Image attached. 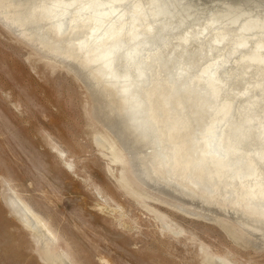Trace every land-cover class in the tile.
<instances>
[{
    "label": "bare ground",
    "instance_id": "bare-ground-1",
    "mask_svg": "<svg viewBox=\"0 0 264 264\" xmlns=\"http://www.w3.org/2000/svg\"><path fill=\"white\" fill-rule=\"evenodd\" d=\"M0 26L87 88L89 114L105 127L98 128V145L124 152L115 157L126 166L122 184L192 214L229 218L236 231L241 226L253 236V245L264 244V102L254 111L251 99L243 98L256 99L251 92L258 89L264 95V82L256 80L254 89L248 74L264 70V0H0ZM175 26L181 30L176 34ZM207 31L205 47L185 56L189 38ZM230 31L231 47L220 58H229L226 50L238 57L223 77L209 68L215 58L199 63L206 55L198 53L212 42H227ZM148 38L154 48L144 50L148 56L141 60L150 79L146 70H129ZM174 48L177 53L167 61ZM180 67L186 75L178 69L176 78ZM230 81L226 93L222 84ZM8 188L5 204L32 230L39 257L49 264H76L62 249L52 254L59 238ZM157 221L168 225L162 216ZM205 264L230 262L219 255L207 256Z\"/></svg>",
    "mask_w": 264,
    "mask_h": 264
},
{
    "label": "rangeland",
    "instance_id": "rangeland-1",
    "mask_svg": "<svg viewBox=\"0 0 264 264\" xmlns=\"http://www.w3.org/2000/svg\"><path fill=\"white\" fill-rule=\"evenodd\" d=\"M32 54L0 26V264H49L5 204V185L60 239L52 254L62 249L76 264H205L219 255L230 264H264V244L255 246L229 218L192 217L122 184L126 166L115 157L124 152L98 145L101 125L89 114L87 89Z\"/></svg>",
    "mask_w": 264,
    "mask_h": 264
},
{
    "label": "water",
    "instance_id": "water-1",
    "mask_svg": "<svg viewBox=\"0 0 264 264\" xmlns=\"http://www.w3.org/2000/svg\"><path fill=\"white\" fill-rule=\"evenodd\" d=\"M66 17H65V20H64V23L67 21V18H68V15H65ZM185 27V26H184ZM214 28H219L220 30H221V26L220 25H216V26H214ZM231 29V28H230ZM197 30V29H196ZM196 30H194V31H196ZM232 30V29H231ZM179 31H181L180 30V28L178 29L177 28V26H175L174 27V29H173V33L174 34H176V33H178ZM210 33L211 32H203V33H200L199 35H197L198 36V38H195L194 36H191L190 38H189V42L187 43V45H184V47H182V53H184V55L186 56V51H189L193 46L192 45H194V44H198V43H201V44H203V43H206L207 42V39L210 37L209 35H210ZM231 35H230V37L229 38H227V42H226V40H224L223 39V41H220L219 43H216V45L212 42L211 44H209V46H207V50H205V52H203V51H201V52H199L198 54L199 55H201V56H205V54H206V57H205V59H203V58H200L199 57V59H200V62L199 63H201V62H205V61H208V60H210V59H213V58H215L217 61H216V64L214 65V66H209V68H211V71L212 72H217L218 73V71H219V73H221L222 74V72L224 71V69H225V71H228L229 70V68H232L233 67V61H234V59L235 58H237L238 56H236V55H229V52H231V51H228V50H226V52L225 53H228V55H226V56H228L227 58V60H225L224 62H223V60H222V58H220V57H222V54H223V50H225V49H227V47H231V44L230 43H228V41H232V39H233V37H234V35H233V31H230L229 32ZM18 39V38H17ZM210 39V38H209ZM19 40V39H18ZM144 40V39H143ZM153 40H152V38H148V39H146V40H144V42H143V46L140 48V49H138V54L137 55H133L132 57V62H130L131 63V67H130V69L129 70H131V71H138V70H141V72H145L144 70H146V73H144L145 74V76H147L149 79H150V69H149V66H147L146 65V62L145 63H143V61L141 60V58H145V56H148V54L146 55L145 53L147 52V51H150V50H152L154 47H152V42ZM207 44V43H206ZM177 47V46H176ZM178 48V47H177ZM174 49H176V48H174ZM172 50L170 53V55L168 56V58L169 59H167V61H169V60H171L172 58V56L174 57L175 56V54L177 53V49L176 50ZM185 51H184V50ZM144 50H147V51H144ZM37 53V52H36ZM188 53H190V52H188ZM224 53V54H225ZM221 55V56H220ZM220 58V59H219ZM116 59H117V57H116ZM202 59V60H201ZM116 63H117V61L115 60V64H114V69H116ZM176 65H177V62H176ZM224 66L226 67V68H224ZM234 68V67H233ZM113 69V70H114ZM178 69H179V71H181V77L182 76H184V75H186L185 74V70H187V69H185L184 67H180V68H176V71H174V74H175V77L177 78L178 77ZM64 70H66V69H64ZM66 71H68L69 72V70H66ZM118 71V70H117ZM254 69H252V70H249V72L250 73H248L249 74V77H254V79H255V84L253 85L254 86V89H255V86H256V80H260V82H264V80H262V78L260 77V75L258 74V76H257V74L255 73L254 74ZM228 74H229V72L228 73H224V75H223V77L226 75V76H228ZM142 76V75H141ZM141 76H140V78H141ZM228 77H226V79H227ZM149 79L147 80V81H149ZM226 79H225V81H226ZM249 79V78H248ZM146 81V82H147ZM133 82V81H132ZM231 82V81H230ZM123 83H125V81L123 82ZM131 83V82H130ZM141 83V82H140ZM126 85V84H125ZM131 85V84H130ZM230 85H232V82L231 83H225L224 85L222 84V88L224 89V88H226V93H229L228 92V89H230ZM252 86V87H253ZM132 87V86H131ZM127 88V87H126ZM129 88V87H128ZM127 88V89H128ZM133 88V87H132ZM250 90H251V88L250 87H248ZM87 89V88H86ZM259 90V89H258ZM258 90H256V91H252L251 92V94L252 93H254L253 95H257V97H256V99H254V100H252V95H250L249 97H248V95H247V97H243V98H247V99H251L250 101H251V103L252 104H254V106H253V110L254 111H257V109H258V111H259V105H261V103H263L264 102V95L263 94H261L262 92H259ZM88 91V90H87ZM204 95V94H203ZM206 96H207V94H205ZM209 95V94H208ZM222 97V96H221ZM228 97H230V95L228 94ZM224 98V97H223ZM243 100H246V99H243ZM256 102H258V105H257V103ZM91 118H93L94 119V121L96 122V123H98L99 125H101V126H103L102 124H101V122H98L94 117H93V114H92V116H91ZM218 125H220V127H222V125L223 124H218ZM104 127V126H103ZM220 127H218L217 128V131H221V128ZM105 128V127H104ZM219 151V150H218ZM221 154H222V152H221ZM262 163V162H261ZM260 163V164H261ZM261 166H264V165H261ZM157 201H159L160 203H163V204H167V205H169L170 207H172L173 209H175V210H177V211H179V212H183V213H185V214H187V215H189V216H192V217H199V218H205V219H207V220H209V221H212L211 219H209V218H206V217H204V216H202V215H196V214H192V213H190V212H187L186 210H184V209H179V208H177V207H175V206H172V205H170L169 203H167V202H164V201H160V200H158L157 199ZM258 249H261V248H258ZM262 249H264V247H262Z\"/></svg>",
    "mask_w": 264,
    "mask_h": 264
}]
</instances>
